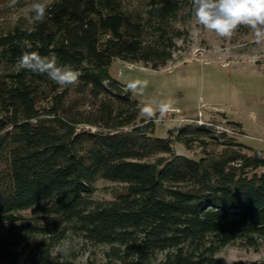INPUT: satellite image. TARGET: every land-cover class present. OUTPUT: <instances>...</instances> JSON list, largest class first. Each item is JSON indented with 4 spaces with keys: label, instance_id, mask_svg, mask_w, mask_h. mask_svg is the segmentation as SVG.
Here are the masks:
<instances>
[{
    "label": "trees",
    "instance_id": "16d2710c",
    "mask_svg": "<svg viewBox=\"0 0 264 264\" xmlns=\"http://www.w3.org/2000/svg\"><path fill=\"white\" fill-rule=\"evenodd\" d=\"M191 7L147 0L139 16L122 11L120 0H54L30 36L20 30L23 20L0 34V247L7 264H76L51 252L68 231L106 247L99 264H215L221 247L235 240L255 246L264 237L262 150L219 142L195 123L154 136L152 121L134 123L137 100L108 73L115 57L165 66L186 34L180 13ZM25 38L31 49L20 46ZM24 51L55 53L82 75L62 89L19 69ZM88 100L93 108L81 110ZM200 137L221 149H204L197 159L173 152V141L189 148ZM97 178L122 182L125 192L95 201ZM28 208L49 220L21 217Z\"/></svg>",
    "mask_w": 264,
    "mask_h": 264
},
{
    "label": "rangeland",
    "instance_id": "374dc122",
    "mask_svg": "<svg viewBox=\"0 0 264 264\" xmlns=\"http://www.w3.org/2000/svg\"><path fill=\"white\" fill-rule=\"evenodd\" d=\"M147 0H120L121 9L131 15L143 16ZM31 0H20L23 6ZM6 0H0V34H5L16 24L14 17L18 10L2 7ZM191 4L192 0H182ZM179 27L186 30L182 39L176 40V49L165 66L151 69L141 62H128L113 58L108 66L111 77L123 85L130 80H148L144 94L131 98L137 100L139 114L135 124H144L148 119L140 113L144 101L171 98L173 110L159 122L153 123L152 135L167 137V131L176 134L178 127L188 123L209 127L218 136L217 141L230 139L261 149L264 155V43L257 44L252 31L246 26L238 27L230 37H220L214 31L199 25L189 10H182ZM71 98L75 94L70 93ZM92 100L79 102L78 107L88 111ZM45 101H40L45 105ZM97 131L89 124H78L77 130ZM174 153L199 158L203 150L221 149L210 138L201 137L189 148L173 141ZM264 171V167L257 172ZM90 196L93 200L106 202L125 192V184L104 178H97ZM25 219L46 223L49 216L39 209L20 211ZM5 231V222H0V238ZM104 245L93 244L78 232H66L52 247V256L70 260L76 264L87 261L99 264L104 261ZM0 264H7V254L0 247ZM215 264H264V237L255 246H246L235 240L216 253Z\"/></svg>",
    "mask_w": 264,
    "mask_h": 264
},
{
    "label": "clouds",
    "instance_id": "9594fccd",
    "mask_svg": "<svg viewBox=\"0 0 264 264\" xmlns=\"http://www.w3.org/2000/svg\"><path fill=\"white\" fill-rule=\"evenodd\" d=\"M53 3L54 0H31L20 6V0H6L2 7L18 10L19 15L14 19L23 20L20 30L30 36L45 22ZM192 14L199 25L220 37H230L238 27L246 26L257 44L264 43V0H192ZM20 46L31 49L32 43L25 38L20 41ZM17 67L36 75H46L62 89L77 84L82 75L71 64L59 62L55 53L41 55L36 51H24ZM148 84V80H130L125 91L142 96ZM173 103L171 98L144 101L140 113L149 121L159 123L173 110Z\"/></svg>",
    "mask_w": 264,
    "mask_h": 264
}]
</instances>
